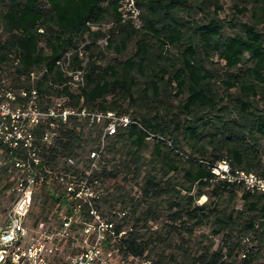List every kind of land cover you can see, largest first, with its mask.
Returning <instances> with one entry per match:
<instances>
[{
    "label": "trees",
    "instance_id": "trees-1",
    "mask_svg": "<svg viewBox=\"0 0 264 264\" xmlns=\"http://www.w3.org/2000/svg\"><path fill=\"white\" fill-rule=\"evenodd\" d=\"M6 1L0 0V69L7 70L8 77L0 73V90L14 92L17 104H22L35 88L42 110L54 98H66L71 107L113 111L132 121L108 137L113 145H106L95 171L102 183L125 171L141 179L140 200L120 221L104 205L108 195L96 201L118 233L127 230L120 246L153 264H264V194L213 172L227 161L232 171L264 175V0H231V18L221 17L223 0H138L140 28L124 21L121 0ZM88 22L111 26L92 30ZM225 28L234 34L226 35ZM106 34L107 45L100 43ZM134 42L132 55L107 65L88 56L99 46V55L106 50L122 55ZM82 44L84 58L77 52ZM69 51L71 69L84 71L85 84L78 88L58 66ZM216 56L225 62L222 70L215 68ZM43 70L32 80L33 71ZM7 80L11 83L5 88ZM174 100L179 101L178 112L168 102ZM47 120L34 129L38 138ZM85 125H91L89 120L76 115L63 123L56 145L45 147L44 161L56 165L73 158L88 167L98 147L86 161L79 158ZM104 126L91 125L100 131V140ZM150 140L154 148L144 164L142 152L149 149ZM120 141L129 144L126 159L112 170L107 152ZM203 196L207 199L199 203ZM41 198L37 220L48 217L43 207L62 201L45 188ZM161 203L168 205L169 221L161 231L152 230L149 224L160 218ZM141 204L148 205L137 217ZM203 227L211 229L204 235L209 245L196 251L187 248L181 256L166 254L174 234L194 237ZM219 236L216 247L214 238Z\"/></svg>",
    "mask_w": 264,
    "mask_h": 264
},
{
    "label": "built area",
    "instance_id": "built-area-1",
    "mask_svg": "<svg viewBox=\"0 0 264 264\" xmlns=\"http://www.w3.org/2000/svg\"><path fill=\"white\" fill-rule=\"evenodd\" d=\"M122 17L141 27V8L138 0H121ZM92 30H104V24L88 22ZM43 31V30H41ZM110 34L101 42L109 43ZM79 56L87 54L84 45L77 49ZM73 52H67L59 61L61 70L72 77L74 88L85 84L83 70H72ZM46 72L33 71L32 80ZM1 91V90H0ZM26 96L27 92H23ZM73 115L86 117L89 123L104 124L101 146L92 151L89 166L67 162L50 165L44 161L45 147L56 145L59 128ZM40 138L34 129L44 120ZM49 121V122H48ZM127 115L95 111L67 105L66 98H54L47 109L39 104L38 91L33 88L26 102L17 104L12 91L0 93V151L8 154L14 173L12 203L6 223L0 228V264H153L145 255H131L121 246V237L127 230L117 232L114 222L104 217L96 207L103 194L101 181L95 175L109 136L131 123ZM80 169H75L73 166ZM221 178L243 184L253 192L264 194V175L238 169L232 171L227 161L213 167ZM61 196L55 210L46 219L33 215L35 197L43 191Z\"/></svg>",
    "mask_w": 264,
    "mask_h": 264
},
{
    "label": "rangeland",
    "instance_id": "rangeland-1",
    "mask_svg": "<svg viewBox=\"0 0 264 264\" xmlns=\"http://www.w3.org/2000/svg\"><path fill=\"white\" fill-rule=\"evenodd\" d=\"M225 4V11L222 12L221 17L225 18H231L233 13L231 11V0H223ZM5 3L7 1L5 0ZM195 14L198 17H203L202 14L195 12ZM243 19H248V16H240ZM105 29L110 28V23H105ZM224 33L226 35H232L234 34V31L225 28ZM100 43H102L100 41ZM103 44V43H102ZM83 45V44H82ZM102 46V45H101ZM136 51V42L132 43L129 46V49L127 52H125L122 55H117L111 51H105L103 55H99L101 53V47L99 46L98 49L94 48L91 51L88 52V56L90 58V55H94V59H97L99 63L107 65L108 63L114 62L116 59H126L128 56L132 55ZM88 59V58H87ZM215 68L222 70V66L225 65V62L223 60L219 59V56H216L214 58ZM0 73L4 74V77H8L7 70L2 71L0 69ZM7 86L5 88H8V85H10L11 81L7 80L5 82ZM35 85V83H34ZM1 94L4 93L3 90L0 91ZM171 103L173 108H175V111H179V101H168ZM260 106L264 108V99H261ZM136 110H130L129 112L135 113ZM139 112V111H138ZM165 113V110H164ZM84 128V138L85 142L83 143L84 148L79 151V158L84 162L86 161L90 150L100 147L101 146V140L98 139V135L100 131L96 127H91V125H85ZM113 145L111 141L106 142V145ZM155 141L150 140L149 143V149L144 150L142 152V155L144 157V164H147L149 160H151V151L154 148ZM115 147L111 148L110 151L107 152V158L109 160V168L112 170H115L118 165L122 166V161L126 159L127 150H128V142L126 141H120L118 143H114ZM188 151V147H185ZM105 149V148H104ZM9 160L7 158V155L3 151H0V228L6 223L8 219V212L9 209L14 202V194L12 192V187L14 185V182L12 181V177L14 176V173L11 171ZM81 165V164H80ZM134 173H127L125 171L124 173H120L118 177L115 179H108L105 182L101 183L100 189L103 190L104 195H108L109 202H107L105 207L112 209L115 212V219L120 221V218L124 216L125 214L130 215L131 210L134 209L138 201L140 200V194H141V179L136 180L133 179ZM125 178L128 180L126 181ZM39 198L37 199L35 205L33 206V215H38V213L41 211V197H43V191H41L39 194ZM41 196V197H40ZM207 199V196L201 197V199L198 201L199 203L204 202ZM57 204H48L43 210V214H50L52 213ZM148 204H141L140 209L138 211L137 217L147 208ZM239 207L242 206V202L239 201L238 203ZM111 206V207H110ZM156 207V206H155ZM158 211L160 213V218L156 221L150 222L149 225L152 226V230H158L161 231L165 225L169 221V209L168 205L165 203H161L157 205ZM133 225V222L127 226V228L131 227ZM143 225V222H141L140 226ZM143 230V232H145ZM211 229L209 227H203L200 228L196 235L194 237H189L186 233H182V235L174 234L172 243L170 244V247L166 248V254L169 253H177L178 255H182V251L189 248L192 250H201L202 245H209L210 241L205 240L204 235L208 234L210 235ZM184 237V239H183ZM203 240H205L203 242ZM221 241V236L214 238V242H216V247ZM181 245V246H180ZM162 250V249H161ZM164 264H171L169 262H166Z\"/></svg>",
    "mask_w": 264,
    "mask_h": 264
}]
</instances>
